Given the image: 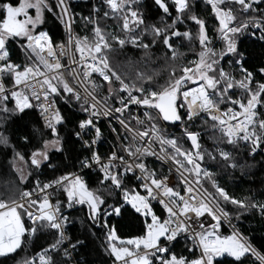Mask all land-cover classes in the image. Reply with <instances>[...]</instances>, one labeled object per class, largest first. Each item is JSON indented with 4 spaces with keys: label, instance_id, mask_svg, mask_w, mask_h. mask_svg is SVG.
<instances>
[{
    "label": "snow or ice",
    "instance_id": "6c2138e0",
    "mask_svg": "<svg viewBox=\"0 0 264 264\" xmlns=\"http://www.w3.org/2000/svg\"><path fill=\"white\" fill-rule=\"evenodd\" d=\"M73 3L0 0V150L10 153L15 176L0 192V257L47 232L52 242L16 264H72L84 241L67 234L71 221L64 210L79 207L101 231V247L112 264H221L217 258L223 257L232 264L248 257L264 264V253L234 226L228 235L220 231L221 220L232 219L221 201L235 206L238 220L253 210L264 217V200L230 196L206 167L212 161L225 171L243 172L251 165L239 158L241 149L253 160L264 154V63L250 70L239 47L243 38L264 43V0H203L216 21L213 35L195 13V0H152L155 20L145 15L142 0H99L88 15L75 12ZM46 13L63 26L65 40L55 42L40 30ZM78 19L84 35L74 31ZM10 41L18 42L22 63L12 59ZM129 47L139 56L128 58L121 72L112 60ZM61 105L74 109L72 149L61 131L69 122ZM30 111L38 121L29 128L18 122ZM102 120L115 137L105 153L99 150ZM14 124L15 141L8 132ZM162 125H178L181 136H169ZM201 130L210 132L211 150L203 146ZM71 151L77 153L74 163L69 155L68 163H53ZM147 157L170 162L177 183L169 186V177L149 168ZM45 168L63 170L41 180ZM86 169L96 173L94 187L84 178ZM130 177L136 181L131 186ZM26 181L33 186L20 190L17 182ZM55 193L64 199L53 202ZM126 206L142 227L122 238L108 218L121 217ZM181 237L191 258L172 250Z\"/></svg>",
    "mask_w": 264,
    "mask_h": 264
},
{
    "label": "trees",
    "instance_id": "16d2710c",
    "mask_svg": "<svg viewBox=\"0 0 264 264\" xmlns=\"http://www.w3.org/2000/svg\"><path fill=\"white\" fill-rule=\"evenodd\" d=\"M54 3V0H52ZM99 0H74L73 10L82 15H88L91 6L93 4H98ZM195 13L201 18L205 19L208 29L209 35H213L212 28L215 25L216 21L211 16L210 10L206 9L203 0H195ZM143 10L145 11V15L150 20H155L157 18L156 10L152 7V0H142ZM264 7V4L261 5ZM102 23H106L108 25L109 30H114V24L112 21H105ZM186 25L189 28L195 30V26L190 22L186 21ZM185 25L180 26V30H184ZM40 30H46L52 36L55 42H61L65 39V33L63 26L59 24L56 17L52 14H45V23L40 26ZM74 31L80 35L86 34V30L83 29L82 25L79 23V19L76 25H74ZM14 60L23 62V53L20 51L18 47V42L10 41L8 45ZM240 50L246 54L247 62L245 64L250 70L255 66L258 67L261 63H264V43L260 41H256L249 38H243V43L239 45ZM182 51H186L187 49L182 48ZM139 56V52L132 48H126L122 54L113 58L112 63L114 65H118L121 72L125 71L127 65L125 61L128 58L136 59ZM187 59H192L193 56L191 53H188ZM222 64L227 67L228 61H222ZM256 79L259 80L260 76L257 75ZM106 91V89L103 91ZM62 112L69 116V122L65 128H62L61 131L65 133L66 137L69 140L67 147L72 149V140L71 137V129L73 127L72 118L74 109L69 108L66 105H61ZM75 115H79V113H75ZM38 121V116L35 111H30L28 115L24 117L23 121H19L18 123L23 125L27 124L28 127H31L33 122ZM197 124L200 121L196 122ZM101 128L104 130V137L106 139V144L101 146V151L103 153L107 152L111 147V142L114 140L113 136L107 130V127L104 123H100ZM178 127V125H176ZM17 125H12L8 129L9 134L12 136L13 141L16 140V132ZM202 131L201 142L205 148L211 150L212 144L209 139L210 132ZM169 136L180 137L181 130L176 129L173 132H168ZM181 144L185 149L190 147V142L183 138ZM78 148V145H77ZM20 150H24L21 148ZM76 151H71L65 154H58L59 160H54L53 163H60L64 161V156L69 155L70 159L74 163V157L76 156ZM239 158L242 160H246L248 164L251 165L250 168H245L243 172L240 169L236 170H227L225 171L223 168L218 167L214 162L208 161L206 163V167L214 172L215 179L217 183L222 186L230 196H234L237 199H242L245 196H253L256 200H264V155L258 154L255 156V159H250L246 156V152L241 149L239 153ZM10 159V153L8 156L3 155V150H0V192L5 191V181L14 180L15 176L10 172L8 161ZM149 168L155 169L158 175L168 176V171L151 161H146ZM64 163H68V161H64ZM63 168H58L56 172H53L51 169L45 168L43 172L40 174L39 178L41 180L51 179L55 175H59ZM71 170V169H69ZM96 177L95 171H88L84 174L85 180L88 182L90 187H94V180ZM30 179H35L33 176ZM136 181L134 178L129 179V186L135 184ZM33 185L31 182L26 181L23 185L17 182V187L20 190H25L31 188ZM204 187L209 192H214V189L211 188L210 183L204 181ZM119 198L118 194L115 197ZM56 199L63 200L64 197L61 193H56ZM111 202V201H110ZM154 210L158 215L163 216V210L157 203H153ZM221 207L229 213L232 217V221L239 227V229L251 240V242L262 252L264 253V217H261L259 213L254 210L248 213H244L241 215L240 219L235 218L236 209L235 206L231 204L224 203L221 201ZM64 214L68 215L71 221L69 231L71 237L75 240L77 238L84 241L83 245L78 246L77 256L80 260V264H110L112 260L104 253L103 248L101 247V242L103 240V235L99 229H96L90 225L87 221L84 212L81 208L77 207L75 209H65ZM108 222L110 225H115L117 229V233L122 238L129 237L132 235L139 234V230L142 227L138 220V215L134 213V211L130 207H125L123 211V215L121 217H111L108 218ZM220 231L224 235H228L231 232L229 229L221 223ZM95 233L93 236L91 233ZM52 235L47 232H37L36 236L33 237L30 241L26 243L24 247L18 249L16 253L10 254L8 257H0V264H16L18 260L25 258L26 256H32L35 252L39 251L42 247H45L48 243L52 242ZM172 250L179 254H183L191 258V254L187 252L185 246V240L183 237L178 238L177 241L174 242V246ZM221 264H232L231 258L223 257L218 259ZM244 264H253V260L251 257L244 259Z\"/></svg>",
    "mask_w": 264,
    "mask_h": 264
},
{
    "label": "built area",
    "instance_id": "2783aa9c",
    "mask_svg": "<svg viewBox=\"0 0 264 264\" xmlns=\"http://www.w3.org/2000/svg\"><path fill=\"white\" fill-rule=\"evenodd\" d=\"M65 39H66V36H65ZM64 39V40H65ZM11 52V51H10ZM11 55H12V53H11ZM12 59L14 60V58H13V56H12ZM15 62H17V63H21V62H19V61H16V60H14ZM62 63H64V64H67L68 63V60H67V58H63L62 59ZM98 82H99V80H98ZM102 95H103V91H102V93H101ZM102 123H104L105 125H106V127H107V122L106 121H101ZM100 122V123H101ZM164 128H165V130L166 131H168V132H173V131H175L176 129L178 130V129H180V127L178 126H172V125H162ZM116 127H119L118 125H116ZM181 130V129H180ZM112 135V134H111ZM113 136V135H112ZM113 138L115 139V137L113 136ZM106 144V139H104V141L103 142H101L100 143V146H99V150H100V152L101 153H103L102 151H101V146H104ZM258 155V154H257ZM262 155H264V154H262ZM146 161H151V162H153V163H156V164H158V165H160V166H162V167H164L167 171H168V173H169V175H168V177H169V179H168V184H169V186H172V185H174V184H176L177 183V176H176V174H175V171H174V169L170 172L169 171V169H170V167H171V165H170V162H166V161H161V160H157L155 157H147L146 158ZM88 171H92V172H94L93 170H89V169H86V170H84V174L86 173V172H88ZM30 189V188H29ZM49 191H51V190H49ZM55 199H56V193L53 195V202L55 201ZM153 203H156V202H153ZM158 204V203H157ZM160 206V205H159ZM66 215V214H65ZM209 219V221H210V218H208ZM221 223H223L228 229H229V231L231 232V230H232V227L234 226L235 227V229L237 230V231H239L243 236H245V237H247L240 229H239V227L231 220V224H229L228 222H225L223 219L221 220ZM71 224V223H70ZM70 224L68 225V232H67V234L68 235H70V231H69V227H70ZM71 236V235H70ZM248 238V237H247ZM249 239V238H248ZM250 240V239H249ZM250 242H251V240H250ZM252 243V242H251ZM253 244V243H252ZM253 246L254 247H256L254 244H253ZM257 248V247H256ZM258 249V248H257ZM259 250V249H258ZM260 251V250H259ZM77 252H78V248L76 249V251H74L73 252V262H72V264H80V260H79V258H78V256H77ZM217 259H219V258H217ZM110 264H112V263H110Z\"/></svg>",
    "mask_w": 264,
    "mask_h": 264
},
{
    "label": "rangeland",
    "instance_id": "374dc122",
    "mask_svg": "<svg viewBox=\"0 0 264 264\" xmlns=\"http://www.w3.org/2000/svg\"><path fill=\"white\" fill-rule=\"evenodd\" d=\"M32 14L34 15V11L32 12Z\"/></svg>",
    "mask_w": 264,
    "mask_h": 264
}]
</instances>
